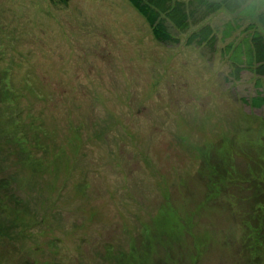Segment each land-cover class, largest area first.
Segmentation results:
<instances>
[{
    "label": "rangeland",
    "instance_id": "obj_1",
    "mask_svg": "<svg viewBox=\"0 0 264 264\" xmlns=\"http://www.w3.org/2000/svg\"><path fill=\"white\" fill-rule=\"evenodd\" d=\"M254 20H201L212 51L128 0H0V264H264V77L221 52Z\"/></svg>",
    "mask_w": 264,
    "mask_h": 264
},
{
    "label": "trees",
    "instance_id": "obj_2",
    "mask_svg": "<svg viewBox=\"0 0 264 264\" xmlns=\"http://www.w3.org/2000/svg\"><path fill=\"white\" fill-rule=\"evenodd\" d=\"M55 1L64 5L69 2V0ZM128 2L146 22L152 37L156 41L178 44L180 43V35L187 33L188 36L185 39L186 45H206L212 51L215 49L217 36L213 26L209 22H202L200 24L201 20L221 9L231 13L242 10L245 14L254 17L255 20L245 27L247 33L236 41L232 40L226 43L221 52L231 63L236 79H239L242 71H249L257 78L255 81L256 89L261 90L262 84L260 78L264 77V0H128ZM199 10L198 19L196 15ZM192 26L194 28H191ZM233 29L232 24L230 22L227 23L225 29L222 31V39L229 37ZM9 76L10 74H6L7 84ZM36 93L39 94L40 92ZM257 93L258 95L253 97L251 101L253 107L264 105V96H261L262 93L260 92ZM40 95L42 102H47L50 98L47 89L42 91ZM38 126L45 127L43 124H38ZM65 126L66 124L62 125L61 123L56 125L61 130ZM77 127L76 125L71 126L69 124L65 129H71L72 132L70 133L69 131L68 138L59 143L70 144L79 153L81 150H85L86 141L92 139L94 136H91V134L87 136L85 134L84 136L81 130H76ZM55 162H59L57 157L55 158ZM247 179L245 178L243 181L249 182L252 186L255 185L260 190H263L259 193V196H264L263 182L259 181V178L256 177H252V180ZM222 185L228 187V183ZM213 186L215 189L220 188V186L217 187L216 183ZM246 190L249 191L248 189ZM255 212L262 213V218L258 223H261L260 227L264 226V201L262 204H256ZM245 224L248 230L254 231V227L252 228L250 224ZM248 237L251 238V236ZM259 241L257 240L254 243L252 240V245L250 243L249 245H244V247L263 250L264 248L262 247L264 246L261 245L263 242Z\"/></svg>",
    "mask_w": 264,
    "mask_h": 264
}]
</instances>
